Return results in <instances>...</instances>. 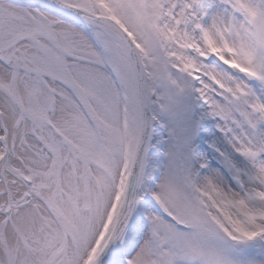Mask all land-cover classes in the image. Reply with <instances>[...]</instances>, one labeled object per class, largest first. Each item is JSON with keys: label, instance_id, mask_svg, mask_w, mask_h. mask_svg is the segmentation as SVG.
Returning a JSON list of instances; mask_svg holds the SVG:
<instances>
[{"label": "snow or ice", "instance_id": "obj_1", "mask_svg": "<svg viewBox=\"0 0 264 264\" xmlns=\"http://www.w3.org/2000/svg\"><path fill=\"white\" fill-rule=\"evenodd\" d=\"M0 264H264V0H0Z\"/></svg>", "mask_w": 264, "mask_h": 264}]
</instances>
